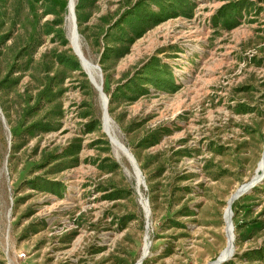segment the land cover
<instances>
[{
	"label": "rangeland",
	"instance_id": "374dc122",
	"mask_svg": "<svg viewBox=\"0 0 264 264\" xmlns=\"http://www.w3.org/2000/svg\"><path fill=\"white\" fill-rule=\"evenodd\" d=\"M70 1L0 0V264H264V0Z\"/></svg>",
	"mask_w": 264,
	"mask_h": 264
},
{
	"label": "bare ground",
	"instance_id": "6f19581e",
	"mask_svg": "<svg viewBox=\"0 0 264 264\" xmlns=\"http://www.w3.org/2000/svg\"><path fill=\"white\" fill-rule=\"evenodd\" d=\"M73 5H74V2H73V0H71V3H70V11H72V7H73ZM72 24V19L70 18V25ZM72 27V26H71ZM71 36H72V30H71ZM71 40L73 41V44L75 45L76 44V40H74V38H71ZM88 66V65H87ZM86 70H88V69H86ZM89 71V70H88ZM90 72V71H89ZM91 78H92V75L90 76ZM93 79H94V77H93ZM95 81V80H94ZM104 103V102H103ZM105 104V103H104ZM107 119H104V122H105V127H106V129H107V131H109L110 130V128L108 127V124H107ZM109 135H110V137L112 138V140L113 141H116L115 139H114V137H112V135H111V133H110V131H109ZM115 145H117V146H119V148H120V150H121V152L125 155V156H127V158H130L129 157V154H128V152L126 151V149H124L122 146H121V144H119V142H113ZM259 169V171H263L264 170V153H263V156H262V159H261V162H260V164H259V167H258ZM227 212H228V210H226V213L225 214H227ZM227 224V228H226V231H227V240H228V248L226 249V252L224 251L223 253H222V257H224L227 253H230V245H231V243H232V236H231V230H230V227H229V225H228V222L226 223ZM221 257V258H222Z\"/></svg>",
	"mask_w": 264,
	"mask_h": 264
},
{
	"label": "water",
	"instance_id": "95a60500",
	"mask_svg": "<svg viewBox=\"0 0 264 264\" xmlns=\"http://www.w3.org/2000/svg\"><path fill=\"white\" fill-rule=\"evenodd\" d=\"M70 3L71 1L69 2V7H70ZM70 15H71V19H72V38H74V40H76V42L78 41V37H77V34H76V19H75V14H74V5L72 7V11H70ZM101 96H103L102 94V88L101 86H97ZM245 190L244 189H240L237 193V195L234 197H238L241 193H243ZM231 204H232V200L230 201L229 203V208H228V212L226 214V220L228 222V225L230 227V230H231V236H232V241H233V235H232V229H233V226H232V222H231V217H232V212H231ZM232 249V243L230 245V250Z\"/></svg>",
	"mask_w": 264,
	"mask_h": 264
}]
</instances>
